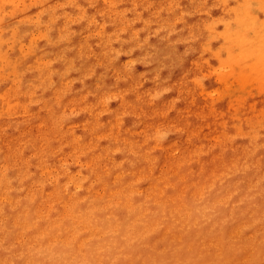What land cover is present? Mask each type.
<instances>
[{"label": "rangeland", "instance_id": "1", "mask_svg": "<svg viewBox=\"0 0 264 264\" xmlns=\"http://www.w3.org/2000/svg\"><path fill=\"white\" fill-rule=\"evenodd\" d=\"M2 104L0 264H264V0H0Z\"/></svg>", "mask_w": 264, "mask_h": 264}, {"label": "clouds", "instance_id": "2", "mask_svg": "<svg viewBox=\"0 0 264 264\" xmlns=\"http://www.w3.org/2000/svg\"><path fill=\"white\" fill-rule=\"evenodd\" d=\"M173 33H174V37H176V39H173V41H172L173 43L177 39H182V40H185V41L188 42V45L184 46V52L182 54L178 52V46L179 45H177V53H178V55H183L185 52H187L188 46H190L193 43V40L189 37V35L186 32L183 35H181L180 28H178V27L173 30ZM114 50L117 51V52H121V49L118 48V47H115V44H114ZM123 51H127V49L125 48V49H123ZM136 52H139L140 55H138L135 58H133L134 60L143 59V57L145 55L150 54V53H145L143 50H140V49H138ZM189 54H191V53H189ZM153 65H155V64H154V62L152 60H149L147 63L143 64V66L145 68H149V67H151ZM136 66L137 65H133V68H132L133 74H135ZM155 68L156 67L152 68V72H155ZM167 68H168V65L165 64L163 69H162V72L165 71ZM146 73H148V72L141 73L140 75H143V74H146ZM167 91H168V89L166 87L165 88H154L153 89V95L157 96V97H159L161 99L167 93ZM111 95L112 94H109L110 98H111ZM113 102L114 101H112V103ZM170 135H171V133H168L166 131L162 132V140H161V142L166 141ZM116 148L123 149V145L115 146V148L113 150H116ZM121 154L125 157V159L130 164V166L135 167L136 161L139 159V156L133 155L131 153H127L126 151H123ZM210 203H211V201H209V204ZM201 207H203V205H201ZM206 215L207 216H211L212 215L211 211H209Z\"/></svg>", "mask_w": 264, "mask_h": 264}, {"label": "bare ground", "instance_id": "3", "mask_svg": "<svg viewBox=\"0 0 264 264\" xmlns=\"http://www.w3.org/2000/svg\"><path fill=\"white\" fill-rule=\"evenodd\" d=\"M50 18V17H49ZM17 28H19V30H20V35H24V33H26L28 30H29V26L26 24V25H22V26H19V27H17ZM13 31H15V30H13ZM13 33V32H12ZM15 33H16V31H15ZM28 33V32H27ZM12 35H14V34H12ZM14 37H15V35H14ZM18 39V38H17ZM65 54V56L68 54V52H66V53H64ZM28 61H31V64L32 65H30L31 67H33V70L36 72V75L38 76V77H42V75H41V73H42V71H43V66H42V61L40 60V57L37 55V54H35V55H33V56H30V58H28L27 59ZM39 62H41V63H39ZM39 63V64H38ZM92 66H94V65H92ZM85 71V70H84ZM90 72V69H87L86 71H85V75L86 74H88ZM1 101H3V100H1ZM7 105L6 104H2V105H0V108H3V109H8V107H6ZM10 108H11V110H10V113H11V111H12V114L15 116L16 114H17V107L16 106H10ZM27 107H25V108H22L21 109V113L23 114V115H25V116H27L28 115V113L30 114V110H29V108H27ZM27 111H28V113H27Z\"/></svg>", "mask_w": 264, "mask_h": 264}]
</instances>
